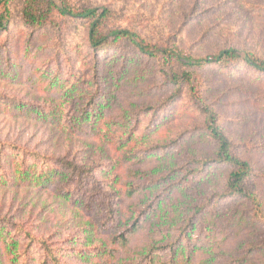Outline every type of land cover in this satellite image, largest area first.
I'll use <instances>...</instances> for the list:
<instances>
[{
  "label": "rangeland",
  "instance_id": "1",
  "mask_svg": "<svg viewBox=\"0 0 264 264\" xmlns=\"http://www.w3.org/2000/svg\"><path fill=\"white\" fill-rule=\"evenodd\" d=\"M70 2L79 9H109L107 32L127 30L157 48L183 50L195 58L235 49L264 59V0ZM20 7L21 1L14 4L15 26L0 39V144L7 149L0 161V218L63 250L64 264H102L108 256L102 258L100 251L111 249L109 236L99 232L81 203L58 196L54 185L40 184L36 174L26 177L31 167L23 171L22 158L10 152L11 147L65 158L93 171L101 190L126 217H131L130 206L141 213L152 198L173 188L160 208L161 224L153 221L162 232L169 226L161 220L174 215L172 204L190 216L225 193L231 167L210 166L202 180L190 174L197 167L194 162L216 158L217 153L204 115L190 106V92L184 89L182 100L167 113L146 111L159 107L174 91L164 87L157 61L125 40L96 56L88 41L90 22L59 14L54 15V25L32 33L20 22ZM202 77L206 106L259 176L256 187L264 208V74L240 63L230 70L211 68ZM91 96L96 100L88 106ZM85 107L92 119L81 131L71 121ZM36 170L43 176L50 173L39 166ZM131 184L141 191L133 198L125 193ZM185 184L191 188L185 190ZM148 187L154 194L146 199ZM88 188L91 195L99 194L93 186ZM252 210L242 199L215 207L221 216L214 227L216 239L227 246L215 264L240 259L251 246L264 242V228L250 225ZM240 212L247 222L241 231L228 225L229 219L239 220L241 214L234 215ZM145 240L140 235L133 244L141 246ZM202 244L206 252L208 239ZM125 257L127 252L120 249L117 258ZM250 262L264 260L255 253L246 264Z\"/></svg>",
  "mask_w": 264,
  "mask_h": 264
},
{
  "label": "trees",
  "instance_id": "2",
  "mask_svg": "<svg viewBox=\"0 0 264 264\" xmlns=\"http://www.w3.org/2000/svg\"><path fill=\"white\" fill-rule=\"evenodd\" d=\"M18 1H21L20 22L32 33L54 25V15L59 14L63 17L90 22L88 41L96 56L100 51H106L125 40L133 44L149 60L157 61L158 74L164 81V87H172L174 91L159 107L148 108L146 111L161 109L162 112L165 110L164 113L169 112L177 102L182 100V91L187 89L191 94L192 110L204 115L208 137L217 146L216 158L194 162L196 169L187 174L190 173L193 177L199 175L202 180L210 171V169L207 170L210 166L232 168L225 193L216 195L215 200L208 201L197 208L192 215L182 213L184 209L172 204L170 207H173L174 215L161 220L169 226L167 231L162 232L159 227H154L161 224L157 217L165 200L172 194L170 191L173 188L152 198L141 213L130 206L131 217H126L122 210L114 206L112 196L101 190L100 182L93 171L84 169L74 161L65 158L43 157L37 153L11 147L9 151L17 153L22 158L20 168L25 171L31 167V175L25 172L26 177L33 179V175L36 174L42 181L40 184L54 185L58 196L61 195L76 204L81 203L83 212L93 220L99 232L109 236L111 249L109 252L100 251L102 258L108 256L102 264H215V258L227 247L222 246L216 239L214 227L218 225L221 216L216 213L215 207L235 199H242L253 206L254 215L250 216L249 221L251 227L264 228V208L256 187L259 176L250 162L240 157L234 145L224 134L217 114L206 106L203 99L204 79L202 77V72L211 68L230 70L240 63L264 74V59L252 52H241L235 49H226L216 55L195 58L183 50L157 48L146 43L140 35L127 30L107 32L112 18L109 9H79L73 6L70 0H0V39L8 35L15 26L14 4ZM95 100L96 96H91L88 106L93 105ZM189 109L188 107L186 110ZM98 118H101V115ZM91 119V110L88 111L85 107L81 115L74 117L71 123L73 128L83 131L89 125L87 120L91 121ZM6 150V147L0 144V161L1 155H6ZM126 157L129 158L130 154L126 153ZM34 163L36 166H33ZM38 166L44 172H50L45 175L47 177L36 170ZM171 173L174 174L175 170ZM193 179L190 178L191 181ZM185 180H189L188 177H185ZM185 185L187 186L185 190L191 188L189 184ZM90 186L97 189L99 194L91 195L88 188ZM145 191L144 193L150 191L146 194V199L150 194H154L149 187ZM78 192L83 194H77ZM140 192V189H136L131 184L127 186L125 193L129 198H133ZM76 197L82 200H77ZM155 201H158L157 205ZM211 207V211L205 215ZM238 214H241L239 220L229 219L228 225H234L241 231L247 223L246 216L240 212L234 215V218H237ZM153 221H158L157 223L160 224L153 225ZM27 231L20 225L0 218V243H2L0 264H64L63 250H58L49 240L36 237ZM140 235H144L146 240L141 246L134 245V240ZM205 238L208 239V246H210L206 252L202 246ZM120 249L126 251L128 257L118 259L117 253ZM255 253H260L264 260V242L261 246H251L243 254L244 257L227 264H246ZM204 255L207 256L204 257Z\"/></svg>",
  "mask_w": 264,
  "mask_h": 264
}]
</instances>
